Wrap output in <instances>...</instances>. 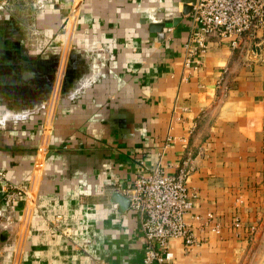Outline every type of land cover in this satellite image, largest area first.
<instances>
[{
	"label": "crops",
	"instance_id": "0c3cea01",
	"mask_svg": "<svg viewBox=\"0 0 264 264\" xmlns=\"http://www.w3.org/2000/svg\"><path fill=\"white\" fill-rule=\"evenodd\" d=\"M186 4L0 0L5 70H26L32 53L30 68L62 86L49 133L43 99L36 109L19 99L0 122V171L27 193L0 199V264H145L138 216L115 194L158 163L177 173L187 157L197 242L173 239L174 263L264 264V29L237 48L211 38L186 64ZM208 213L206 226L192 218Z\"/></svg>",
	"mask_w": 264,
	"mask_h": 264
},
{
	"label": "built area",
	"instance_id": "2783aa9c",
	"mask_svg": "<svg viewBox=\"0 0 264 264\" xmlns=\"http://www.w3.org/2000/svg\"><path fill=\"white\" fill-rule=\"evenodd\" d=\"M192 24L185 44V63L199 62V52L205 50L211 38L229 39L237 48L241 40L264 29V0H195L192 10ZM189 157L182 161L177 173H168L161 164L137 174L132 183L124 188L129 199L128 208L138 216L139 227L144 238L145 264H175L171 242L179 238L189 250L197 238L193 226L186 216L193 208V195L187 185L190 173ZM5 182L0 186V199L14 204L19 196L25 195L26 187L6 181V174L0 171ZM196 221L209 225L214 215L194 214ZM240 221L235 218V225ZM218 231V225L213 226ZM98 264H106L99 261Z\"/></svg>",
	"mask_w": 264,
	"mask_h": 264
},
{
	"label": "rangeland",
	"instance_id": "374dc122",
	"mask_svg": "<svg viewBox=\"0 0 264 264\" xmlns=\"http://www.w3.org/2000/svg\"><path fill=\"white\" fill-rule=\"evenodd\" d=\"M6 8H1L0 10H5ZM6 10H9L7 8ZM4 12V11H0ZM12 14V13H11ZM14 15L18 14V10H14L13 12ZM10 27H19V24H10ZM29 44L32 46L35 45V40L34 39H28ZM62 44V43H61ZM69 45H61L60 48V57H67L68 51H69ZM65 52V53H64ZM45 59H42L44 61L45 66L49 63H51L50 56L46 57L47 55L44 54ZM7 56L5 55H0V122H8L9 114L13 115L19 113L20 111V105L24 106V104H21L19 101L28 98V102H26V108L30 109H36L38 106L41 104L35 103L33 100H45L44 104V112H45V119L43 123V127L47 128L45 130H49L51 126V117L53 110H55L57 106V100L58 96H61V88H58V90H55V84H51V77H50V72H44L43 77H39L37 72L33 69H31V65L35 63V60L38 55H34L32 53H28L27 55L23 56L25 62L27 63V68L26 70H20V69H14L13 72L5 70L6 64L4 63V60ZM47 58H49V62L47 61ZM65 60V59H64ZM34 67V66H32ZM12 75H16L15 78L12 80L10 79ZM4 79H8L9 81H4ZM4 81V82H2ZM11 82V83H10ZM22 82V83H19ZM20 99V100H19ZM24 101V100H23ZM43 102V101H42ZM24 107V109H26ZM18 111V112H17ZM35 114V113H34ZM12 125L15 118L13 119L12 117ZM47 131L46 133H49ZM43 137H47L46 135H40L39 142L41 143V139Z\"/></svg>",
	"mask_w": 264,
	"mask_h": 264
},
{
	"label": "water",
	"instance_id": "95a60500",
	"mask_svg": "<svg viewBox=\"0 0 264 264\" xmlns=\"http://www.w3.org/2000/svg\"><path fill=\"white\" fill-rule=\"evenodd\" d=\"M194 2H195V0H188L189 4H186L187 6L185 7L186 8L185 10L187 13H189L192 10ZM167 25H169V23H167ZM163 26H164L163 23L154 24L153 30L161 31ZM160 37H163V36L160 35ZM115 200L120 203V211H125L126 209H128L129 199L123 193L117 192L115 194ZM3 202L4 201H2L1 203H3ZM4 236H5L4 234L0 233V245H1V240L5 239Z\"/></svg>",
	"mask_w": 264,
	"mask_h": 264
}]
</instances>
